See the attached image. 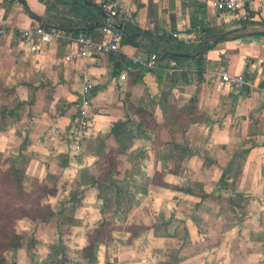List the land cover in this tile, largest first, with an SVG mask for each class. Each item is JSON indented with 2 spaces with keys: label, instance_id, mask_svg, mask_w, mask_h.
Segmentation results:
<instances>
[{
  "label": "crops",
  "instance_id": "0c3cea01",
  "mask_svg": "<svg viewBox=\"0 0 264 264\" xmlns=\"http://www.w3.org/2000/svg\"><path fill=\"white\" fill-rule=\"evenodd\" d=\"M27 1L51 25L96 20L80 5ZM94 1H120L125 19L154 35L178 33L176 39L194 42L191 14L205 11L209 27L241 36L218 42L201 66L191 59L177 61L182 69L175 71L170 59L154 69L135 63L122 79L131 56L149 54L144 46L126 43L69 62L65 56L76 45L59 41L34 54L20 34L41 22L19 1L0 0V80L14 90L0 92V107L12 109L0 130V159L59 187L48 199L54 217L18 220L24 244L6 251V264H57L61 252L53 253L52 246L64 250V264H89L83 255L86 233L103 216L120 228L99 246L95 264H264V3L243 0V8L232 13L220 12L214 0ZM243 10L248 19L240 16ZM222 68L243 73L253 84H221ZM85 74L95 92L91 125L76 150L70 130ZM194 98L201 120L184 129L167 122L188 110ZM137 106L153 114L158 132L144 124L133 109ZM55 125L66 134L53 143L48 134ZM112 149L119 151L120 171L109 194L113 207L103 213L105 201L95 180ZM179 163L181 171L171 173ZM156 170L182 189L152 182ZM131 224L151 227L131 236Z\"/></svg>",
  "mask_w": 264,
  "mask_h": 264
},
{
  "label": "trees",
  "instance_id": "16d2710c",
  "mask_svg": "<svg viewBox=\"0 0 264 264\" xmlns=\"http://www.w3.org/2000/svg\"><path fill=\"white\" fill-rule=\"evenodd\" d=\"M19 1L26 13L40 21L44 25H51L44 18L36 13L31 8L27 0ZM62 4L80 5L88 10L93 16H96L95 22L76 23L74 25H63L64 28L72 36H76L80 32L88 35H93L97 39H101L100 28L105 23L101 11L103 5L96 3L94 0H55ZM118 8V21L123 22L125 30H123L122 45L129 43L135 46H144L148 53L157 52L160 55L159 62L165 59H174L176 61L193 60L198 66L203 65L205 53L213 48L218 42L229 39V37H240L241 34L230 36L216 27H209L205 23L206 13L199 16L196 12L191 14V27L197 33V39L194 42L176 39L174 36L165 37L154 35L153 33L143 30L138 25L131 23L121 15ZM142 40L148 41L144 44ZM95 92V89L92 90ZM0 92H14L5 86L0 80ZM192 106L186 110L173 114L168 123H179V126L184 129L191 122L201 120L203 117L197 114V106L195 98L191 100ZM23 102H18L16 106H22ZM134 111L143 119L145 125H149L155 131H159L161 125L156 122L155 117L147 109L142 106L133 107ZM12 113V109L7 105L0 107V130H4L7 125V116ZM185 114L182 116L181 114ZM194 113V115H193ZM181 120H175L177 115ZM176 116V117H175ZM118 149L110 150L104 156V167L101 174L95 180L100 191V197L104 198L105 209L103 213H107V209L111 210L110 193L114 192L116 186V176L119 174L120 159ZM9 163L8 165H6ZM4 165L0 164V264H6L5 256L8 250H18L23 247V237L18 230V220L28 218L33 221H48L56 215V212L48 202L52 195L58 193L59 187L55 183H47L37 177L30 176L26 173L24 167L16 165L11 159L4 160ZM181 164L170 170L171 173H179ZM151 181L164 186H170L176 189H182L177 185L169 184L164 181V172L156 170ZM118 190V189H117ZM120 191V190H119ZM118 192V191H116ZM151 226L131 224L127 226L131 231V236L137 235L143 229ZM120 226L107 216H103L100 222L86 233L87 245L83 248V255L89 260V264H95L97 261V251L101 244H108L113 239V232L118 230ZM52 252H61V260L57 264H64L66 253L60 247L52 246ZM168 262V264H173Z\"/></svg>",
  "mask_w": 264,
  "mask_h": 264
},
{
  "label": "built area",
  "instance_id": "2783aa9c",
  "mask_svg": "<svg viewBox=\"0 0 264 264\" xmlns=\"http://www.w3.org/2000/svg\"><path fill=\"white\" fill-rule=\"evenodd\" d=\"M249 3L263 4L264 0H247ZM214 6L220 12H237L244 6L243 0H214ZM104 8L109 9L113 14L118 16V8L120 1H114L109 4H104ZM121 15H124L121 8ZM243 19L249 18V13L245 10L240 15ZM119 18V16H118ZM4 32V28L0 25V33ZM102 38L97 39L93 35H88L80 32L76 36L69 34L64 28L57 25H44L36 23L21 30V41L29 43V48L32 53H41L49 44L65 41L76 45V49L72 50L65 56L69 62L78 60L84 57H92L104 53L117 51L122 46L123 31L117 29L112 19H106L103 26L100 28ZM178 37V33L173 34ZM160 55L157 52L149 53L145 58H136L131 56L121 78L125 79L127 73L133 69V64L139 63L148 69H154L159 64ZM169 68L173 71L182 69L178 62L174 59L169 60ZM221 84H233L238 87L244 85H252L253 82L243 73H232L229 69L222 68L219 70ZM93 83L90 75H84V86L82 96L79 99V111L75 127L70 130L71 139L75 142V149L80 150L83 137L88 133L91 125V106L93 98ZM66 134V130L59 125L52 127L48 138L51 142H59ZM70 137V136H69Z\"/></svg>",
  "mask_w": 264,
  "mask_h": 264
},
{
  "label": "water",
  "instance_id": "95a60500",
  "mask_svg": "<svg viewBox=\"0 0 264 264\" xmlns=\"http://www.w3.org/2000/svg\"><path fill=\"white\" fill-rule=\"evenodd\" d=\"M101 14L103 18L106 19H112L114 21V25L117 29L125 30V26L123 22L118 21V16L113 14L109 9H106L102 7Z\"/></svg>",
  "mask_w": 264,
  "mask_h": 264
},
{
  "label": "rangeland",
  "instance_id": "374dc122",
  "mask_svg": "<svg viewBox=\"0 0 264 264\" xmlns=\"http://www.w3.org/2000/svg\"><path fill=\"white\" fill-rule=\"evenodd\" d=\"M5 160H6V159H5ZM3 163H4V160L0 159V164H1V165H4Z\"/></svg>",
  "mask_w": 264,
  "mask_h": 264
}]
</instances>
